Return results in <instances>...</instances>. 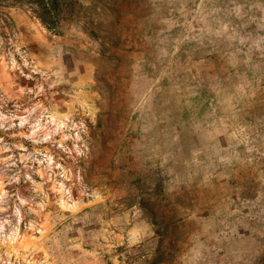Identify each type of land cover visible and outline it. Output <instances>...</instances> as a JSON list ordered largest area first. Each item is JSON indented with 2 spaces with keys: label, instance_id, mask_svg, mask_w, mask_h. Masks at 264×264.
Segmentation results:
<instances>
[{
  "label": "rangeland",
  "instance_id": "rangeland-1",
  "mask_svg": "<svg viewBox=\"0 0 264 264\" xmlns=\"http://www.w3.org/2000/svg\"><path fill=\"white\" fill-rule=\"evenodd\" d=\"M0 264H264V0H0Z\"/></svg>",
  "mask_w": 264,
  "mask_h": 264
}]
</instances>
